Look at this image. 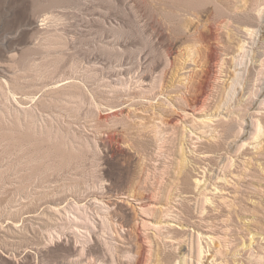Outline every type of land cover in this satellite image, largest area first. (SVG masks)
<instances>
[{
    "label": "rangeland",
    "instance_id": "1",
    "mask_svg": "<svg viewBox=\"0 0 264 264\" xmlns=\"http://www.w3.org/2000/svg\"><path fill=\"white\" fill-rule=\"evenodd\" d=\"M242 4L0 0V264H264V0Z\"/></svg>",
    "mask_w": 264,
    "mask_h": 264
},
{
    "label": "bare ground",
    "instance_id": "2",
    "mask_svg": "<svg viewBox=\"0 0 264 264\" xmlns=\"http://www.w3.org/2000/svg\"><path fill=\"white\" fill-rule=\"evenodd\" d=\"M240 4H241V2H240ZM242 6L244 7V6H246V4H245V0H243V4H242ZM249 6V5H248ZM190 9V8H189ZM197 10V9H196ZM196 10H195V12H196ZM197 12H198V10H197ZM190 13V12H189ZM240 16V15H239ZM234 17V16H233ZM261 17V16H260ZM196 19V18H195ZM235 19V18H234ZM262 19V18H261ZM263 19H264V17H263ZM262 19V20H263ZM236 20V19H235ZM245 20V19H244ZM196 22V21H195ZM221 23L222 24H226L227 23V21L226 20H222L221 21ZM239 23V22H238ZM215 27V26H214ZM198 28V27H197ZM237 28V27H236ZM246 28V27H245ZM200 29V28H199ZM246 30H247V28H246ZM260 30H261V28H260ZM200 31V30H199ZM208 32V31H207ZM249 32V31H248ZM256 33V32H255ZM190 35V34H189ZM234 37V36H233ZM213 38L214 39H218V37H217V35H216V32L214 31V33H213ZM205 39V38H204ZM191 40V39H190ZM200 40V39H199ZM231 42V41H230ZM239 41H237V43H238ZM198 44V43H197ZM225 46V45H224ZM189 47V46H188ZM242 48H243V43H239V46H238V49H240V50H242ZM208 49H210L211 50V53L208 55V57H209V60H211V61H213V62H219V60H220V58H219V56H218V54L216 53V49L214 50L213 48L211 49V48H208ZM200 50V49H199ZM206 50V49H205ZM197 59V58H196ZM189 61V60H188ZM223 63V62H222ZM234 66V65H233ZM187 68V67H186ZM185 70V69H184ZM200 70V69H199ZM209 70V69H208ZM188 74V73H187ZM187 74H185V75H187ZM185 77V76H184ZM202 78V77H201ZM263 86V85H262ZM201 88V87H200ZM264 90V87H262V91ZM202 92H204V91H202ZM194 99V98H193ZM201 100H200V98H196L195 99V103H199ZM196 105H198V104H196ZM259 125V124H258ZM258 143V142H257ZM258 148V147H257ZM182 149V148H181ZM182 151H183V149H182ZM181 153H184V152H181ZM180 153V154H181ZM179 154V155H180ZM185 154H181V159H182V162L184 163V156ZM186 157V156H185ZM186 161V160H185ZM181 162V164H183ZM179 164H180V162H179ZM181 164H180V166H181ZM185 164H187V161H186V163ZM186 166V165H185ZM184 166V167H185ZM184 167H183V169H184ZM182 169V170H183ZM181 171V170H180ZM181 173H182V171H181ZM180 177V176H179ZM183 177V176H182ZM182 177H181V181H182ZM224 177V176H223ZM198 181V179L196 180V182ZM227 181V180H226ZM195 182V183H196ZM181 183V182H180ZM217 187V186H216ZM218 188V187H217ZM212 190V189H211ZM213 191V190H212ZM208 198V197H207ZM210 199V198H209ZM208 199V200H209ZM210 201V200H209ZM180 246V245H179ZM140 249H141V247H140ZM140 252V251H139ZM203 252V251H202ZM201 253V252H200ZM138 254V253H137ZM146 255V254H145ZM160 258V257H159ZM200 258V257H199ZM203 258V257H202ZM201 259V258H200ZM142 260H143V257L142 256H140V258H139V262H142ZM145 260H146V258H145ZM207 261H208V259H206ZM156 261V260H155ZM159 261V260H158ZM178 262V261H177ZM158 264V263H157ZM179 264V263H178Z\"/></svg>",
    "mask_w": 264,
    "mask_h": 264
}]
</instances>
